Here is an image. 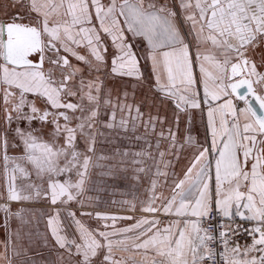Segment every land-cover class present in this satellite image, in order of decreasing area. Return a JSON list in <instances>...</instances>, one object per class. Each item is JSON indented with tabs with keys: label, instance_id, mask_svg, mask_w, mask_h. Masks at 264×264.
I'll return each mask as SVG.
<instances>
[{
	"label": "snow or ice",
	"instance_id": "1",
	"mask_svg": "<svg viewBox=\"0 0 264 264\" xmlns=\"http://www.w3.org/2000/svg\"><path fill=\"white\" fill-rule=\"evenodd\" d=\"M8 7L0 18V161L5 174L11 172L8 201L43 196L52 206L76 201L83 208L80 197L95 183L92 169H107L96 175L117 183L128 179L123 161L103 163L114 157L102 154L97 136H104L101 124L127 132L124 113L130 116L134 106L102 97L103 81L86 82L73 58L89 76L110 67L105 76L147 83L161 102H173L177 132L181 113L192 123L191 110L199 111L205 127V143L196 147L183 178L168 185L170 195L158 194L152 180L139 208L122 202L141 216L97 211L99 220L113 222L100 231L85 228L70 211L78 239L69 240L60 235V212L49 215L51 235L67 253L56 264H264V71L258 70L264 69V0H11L15 11ZM142 62L150 67L147 77ZM101 101L112 109L107 122L99 119ZM135 112L132 130L142 116L138 105ZM154 120L159 117H150L146 127L154 129ZM177 132L169 127L168 151L178 161L194 138L186 134L179 143ZM10 149L21 156H10ZM132 155L131 179L139 180L145 168L136 167L143 160L135 157L145 153ZM159 155L163 162L165 153ZM156 174L168 175L159 168ZM0 211L10 208L0 205ZM117 220L134 222L115 228ZM12 235L0 253L8 264L9 247L20 255V230ZM246 237L251 243L241 244ZM114 249L142 250L143 260L117 258Z\"/></svg>",
	"mask_w": 264,
	"mask_h": 264
},
{
	"label": "flooded vegetation",
	"instance_id": "2",
	"mask_svg": "<svg viewBox=\"0 0 264 264\" xmlns=\"http://www.w3.org/2000/svg\"><path fill=\"white\" fill-rule=\"evenodd\" d=\"M108 86L104 89L102 97L110 98L115 102L118 98L121 103H127L133 105V110L129 116L127 110L125 111V117L128 118V131L125 132L122 129H108L99 125L100 132L104 133V136H99L98 149L102 150V154L109 157H114V160L103 161V163H113L116 161H123L124 165L129 168L128 179L121 180L118 183L114 182L108 177H99L96 175L99 171H106L107 169H92L93 175L91 177L92 181L95 183L89 184L82 197L80 199L83 201L84 206L95 207L100 209H108L112 211L116 210H125L128 209V205L122 203L123 201L137 202L143 200L148 196V189L151 187V181H157V193H163L165 196L170 192L168 185H171L173 181L177 178H180L185 169L186 162L190 157L191 148L186 146L180 152V159L177 161L172 154L168 151V146L171 141H167L164 138L168 137V130L166 129L165 121L169 122L168 116L165 114L173 111L174 104L171 101H164L161 103H155L153 99L147 97V93L142 97L135 98V95L128 92L129 90L123 89L118 91V89L109 88L110 82L106 83ZM121 90V89H120ZM110 92V97L107 94ZM127 92V99H124L123 93ZM102 111L99 119L101 121L107 122L111 114V106H104L101 101ZM139 106L142 116L135 121L136 128L132 130V117L136 116L135 106ZM109 110V111H108ZM121 113L117 109L116 122H119ZM150 117H159V120H154V129L151 125L146 127ZM163 121L161 123L160 121ZM163 132L164 136L162 137L160 133ZM139 137V139H137ZM100 141H103L100 143ZM159 144V148H157ZM127 151L128 156L125 157L123 153ZM136 152H143L145 155L143 157H135L136 159H142V165H137L136 167H144L145 171L139 173L142 178L139 180L131 179L134 174L132 171L131 160L134 158L132 154ZM160 152H164L163 162H161ZM171 161V165L165 167L168 162ZM157 168L160 172H166L168 175L157 176ZM175 173V176L172 174ZM167 181V184H165ZM146 183V188L143 190L142 186ZM140 184L142 186H140ZM140 186V187H139ZM145 196V197H143ZM134 197L136 200L134 201ZM41 200V197H40ZM78 204L76 201H72L71 204ZM10 214V212H9ZM8 213L3 214V218L0 222V227L3 228V238H4V251L5 243H11V240L14 238L13 233L9 231L10 224V215ZM43 214H41V219ZM37 222H41L38 220ZM7 223V227L5 224ZM24 232L26 233L27 238H33L35 235H40V233L34 231V221H27ZM29 226V227H28ZM11 230V228H10ZM12 250L9 247L7 252V257L10 259V254ZM3 259L4 256H3ZM8 264V260L5 259Z\"/></svg>",
	"mask_w": 264,
	"mask_h": 264
},
{
	"label": "crops",
	"instance_id": "3",
	"mask_svg": "<svg viewBox=\"0 0 264 264\" xmlns=\"http://www.w3.org/2000/svg\"><path fill=\"white\" fill-rule=\"evenodd\" d=\"M159 2L163 3V2H165V0H159ZM5 5L9 6L7 8L8 12H14L15 11L14 8L10 7L11 0H0V18H3L4 14H5ZM80 51H81V54H85L83 49H81ZM258 59H259V53L257 54V60ZM72 63L77 64L78 67H80L81 69L84 70L83 74L85 76L86 82L89 80L95 81V80H97V77H98L99 80L103 81V85H105L104 89L106 88V86H108V84H106V83L110 82V85H109L110 89L114 88L115 90L118 89V91H122L123 89H127V90H129L128 92L135 95L136 99L139 96L144 98V96L147 93V95H148L147 97H150L151 99H153V101L155 103H161V100L155 96L154 92L149 90L147 83L139 84V83H137V80L134 77H121L118 75L105 76L104 75L105 71H108L110 73V67L107 70L102 69L99 74L92 73V75L89 76L88 69L83 63L77 62L74 58L72 59ZM258 70L264 71V69H258ZM149 71H150V67H145L143 62H142L141 72H143L144 75L147 77L149 74ZM28 98L32 99L31 95H29ZM165 101H167V100H165ZM74 102H75V100H74ZM2 108H3V103H2V101H0V123H2V119H3ZM191 114L193 116V120H192L191 124L188 123V114H186V113L180 114L178 132H177L176 125L174 123L173 111L165 114L166 116L170 117L169 122L165 121L166 129L168 130L169 127H171L174 132H177V139H178L179 143L184 142V137L186 134H190L194 138L193 144H191V145L185 144V146H184V147L189 146L191 148V154H190L189 159L186 162V168H187V166H189V163L192 159V155L196 151V147L200 144L205 143V127H204V122H202L200 119L199 111L198 110H191ZM205 120H206V117H205ZM61 123H63V121H61ZM186 130H187V132H186ZM164 139L167 141H170V139L168 137H165ZM208 143L210 144V139H209ZM205 146H208V145H205ZM9 155L15 156V157L21 156V154H19V155L10 154V150H9ZM180 178H183V175ZM7 180H8V177H7ZM168 195H170V192L166 196H168ZM10 204H11V202L8 201L6 204L8 208H10V206H11ZM24 204H31V202L27 203V201H24V202L20 201L18 203V205L16 206L17 207L16 210H11V208H10V214L8 213L10 215V221H12V217L15 215V213L20 212V215L23 214V211L21 212L20 210L23 208ZM32 205H34L35 208L39 207L40 213H42L43 215L45 214V212L49 215H54L56 211H59L61 214L60 220H61V227H62V231L60 232V235L66 236L69 240L78 239V233L76 232L77 226L72 222L71 219L67 218V214L70 211L77 212L76 219H79L85 228H88L90 230H100V231L106 230L104 228L105 223H107L108 225L111 226L113 222L112 221L99 220L95 216V213L97 211L101 212V213H105V214H109V215H117V216L134 215L136 217H139L142 215V213L139 211L132 212L128 209L112 211V210H108V209H100V208L87 207V206H84L83 208H81L80 204H75V203L74 204L72 203L71 207H69L67 205L62 206V207L52 206L46 200V198H44L43 196H41L40 202L37 203V201H35V203ZM80 211H83L86 213L91 212V213H93V215L92 216H87V215L80 216L79 215ZM48 218H49V216H48ZM47 220H45V221L42 220L41 222H39L40 228H38V230L42 235L40 234V235H35L33 238H27L26 233L24 232V229L26 227L25 225L28 224L27 220L21 219V218L16 219V222H15L16 225L15 226L17 229L20 230V234H21L20 242L17 246V249L20 252V255L17 257V256H14V254L12 255V252L10 254V258L12 256L11 260L14 259V261H17L16 264H21V261H23L24 264H49V263L56 264V262L58 260V256L60 254H63L65 256V259H67V253H66L65 249L59 248V245L56 243L55 238L52 237V235H51V230L48 228V226L47 227L45 226L47 223ZM0 222H1V219H0ZM133 222L134 221H132V220H117L115 222V228L127 227L130 224H132ZM9 227H10V224H9ZM34 228H35V226H34ZM46 228H47V232L44 233ZM36 230H37V228H36ZM107 230L111 231L113 229L111 227H109ZM47 233H48V235H47ZM72 250H73V252L75 251L74 248ZM114 251H115V255L117 258H120V257L127 258L130 255H134V258L138 262L143 260L142 250L139 252H135V253L132 251L123 252V251H120L119 249H114ZM0 253H4L3 228H1V227H0ZM149 255H151V253H149Z\"/></svg>",
	"mask_w": 264,
	"mask_h": 264
},
{
	"label": "rangeland",
	"instance_id": "4",
	"mask_svg": "<svg viewBox=\"0 0 264 264\" xmlns=\"http://www.w3.org/2000/svg\"><path fill=\"white\" fill-rule=\"evenodd\" d=\"M85 104H87V101H85ZM103 107H102V105H101V109H102ZM100 109V111H102ZM78 114V113H77ZM100 117V116H99ZM77 122L75 121V120H73V122H72V125L73 126H75V124H76ZM97 141H99V136H97ZM59 143H63V138L61 137L60 138V140L58 141ZM78 144H79V146L81 147V148H83V144H82V142L81 141H79V138H78ZM97 147H98V144H97ZM10 154H15V155H19V154H21V151L20 150H17V149H10ZM22 164H23V161H20ZM11 167V166H10ZM10 175H11V172H10V169H9V172H8V174L6 175L5 174V172H4V169H3V166H2V161H0V205H6L7 204V202H8V200H7V195H8V192H7V187H8V180H7V177H10ZM17 176H18V178H17V181H16V183H17V186L19 187L20 185H21V183H22V181H21V179L19 178V174H17ZM140 179L142 178V176L140 175V177H139ZM32 179L33 180H35V176L33 175V177H32ZM140 186H142L141 184H140ZM139 186V187H140ZM142 188H143V190L146 188V183L142 186ZM25 194H27V193H25ZM142 195V194H141ZM143 196V195H142ZM143 197H145V196H143ZM147 199V196L143 199V200H146ZM35 201H37V203L38 202H40V198H33V199H31V200H28L27 201V203L28 202H31V204H24V206H23V214L22 215H20V217H17L16 215H14L13 217H12V221H10V227H9V231L10 232H12V233H14L16 230H17V228H16V224H15V222H16V219H18V218H21V219H26L27 221H29V220H33L34 221V225H35V228H34V231L36 230V228H37V231L39 232V230H38V228H40L39 226H40V224H39V222L37 223V221L38 220H40V221H42V220H47L48 219V216H49V214H47L46 212H45V214L43 215V219H41V214L42 213H40V208L38 209L37 207L35 208V206L34 205H32V204H34L35 203ZM11 202V206H10V208H11V210H16L17 209V205H18V203L20 202V201H10ZM21 202H24V201H21ZM137 208H139V204L137 205ZM49 213V212H48ZM3 214H6L5 212H3V211H0V219L2 220V216H3ZM46 227H47V223H46V225H45ZM10 228H11V230H10ZM47 232V228L45 229V232L44 233H46ZM40 233V232H39ZM41 234V233H40ZM42 235V234H41ZM47 235H48V233H47ZM13 240H15V237L11 240V241H13ZM11 244V243H10ZM10 249H11V247H10ZM12 255H13V252H12ZM10 259H12V256H11V258ZM13 261V264H16L17 263V261H14V259L12 260ZM0 264H7V261L5 260V259H3V255H0ZM49 264H51V263H49Z\"/></svg>",
	"mask_w": 264,
	"mask_h": 264
},
{
	"label": "built area",
	"instance_id": "5",
	"mask_svg": "<svg viewBox=\"0 0 264 264\" xmlns=\"http://www.w3.org/2000/svg\"><path fill=\"white\" fill-rule=\"evenodd\" d=\"M245 226H247V225H245ZM205 227H207V225H205ZM245 242H247V243H251V238H250V237H246V239H242V240L240 241L241 244H243V243H245Z\"/></svg>",
	"mask_w": 264,
	"mask_h": 264
},
{
	"label": "water",
	"instance_id": "6",
	"mask_svg": "<svg viewBox=\"0 0 264 264\" xmlns=\"http://www.w3.org/2000/svg\"><path fill=\"white\" fill-rule=\"evenodd\" d=\"M240 91H241V93H243L245 91V89H241Z\"/></svg>",
	"mask_w": 264,
	"mask_h": 264
}]
</instances>
